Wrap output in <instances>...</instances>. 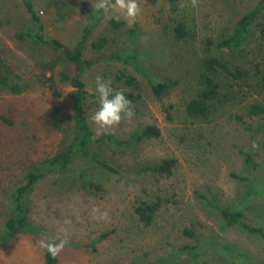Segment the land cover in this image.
<instances>
[{"label": "rangeland", "instance_id": "374dc122", "mask_svg": "<svg viewBox=\"0 0 264 264\" xmlns=\"http://www.w3.org/2000/svg\"><path fill=\"white\" fill-rule=\"evenodd\" d=\"M33 1L45 39L75 47L85 30L94 26L86 59L134 52L155 79H174L178 87L159 99L130 66L101 62L89 69L84 82L94 96L87 103V116L95 139L104 136L97 134L92 119L99 108L97 75L111 80L114 90L135 98L134 117L122 119L106 135L125 141L155 126L161 137L134 143L124 153L97 145L117 174L78 159L66 172L40 183L32 197L30 219L41 231L0 247V264H45L47 253L39 243L49 237L65 238L62 228L67 229L70 243L60 253V264H159L186 246L214 237L220 245L205 257L186 255L170 264H264V240L239 227L222 231L218 215L203 200L217 196L222 205L237 206L244 220L264 229V117L248 115L250 105L264 104V94L222 79L223 94L229 92L230 97L212 118L193 123L183 114L185 105L201 91L205 59L216 57L246 69L264 65V43L258 32L243 51L220 53L209 45L230 35L260 0H137L140 13L133 21L97 10V0ZM92 14L97 15L95 23ZM112 20L123 26L114 28ZM180 24L188 34L184 40L176 37ZM39 31L23 0H0V118L12 115L14 120L9 126L0 119V231L10 213L12 190L31 166L58 152L68 126L74 89L51 74L43 77L42 67L52 60L53 51L24 36ZM102 38L108 41L105 48L93 51L91 44ZM122 76L136 79L137 85L128 86ZM4 80L28 89L14 95ZM240 150L253 153L259 165L256 173L248 172ZM171 159L178 161L171 177L149 171ZM243 179L251 180L250 196ZM144 203L156 208L150 224L137 214ZM94 207L108 212L110 219L94 218ZM186 230H193L197 240Z\"/></svg>", "mask_w": 264, "mask_h": 264}, {"label": "trees", "instance_id": "16d2710c", "mask_svg": "<svg viewBox=\"0 0 264 264\" xmlns=\"http://www.w3.org/2000/svg\"><path fill=\"white\" fill-rule=\"evenodd\" d=\"M28 14L33 22L39 27V33H25L24 36L32 39L39 46L50 48L53 51V58L47 64L43 65V77L48 78L51 74L54 78H59L62 82L69 84L74 92L71 96L69 104V114L67 117V130L64 139L59 144L58 152L55 155L41 161L37 165L31 166L26 177L11 192V209L7 216L2 231H0V247L9 245L15 241L20 235L34 234L40 232L41 229L30 219L32 197L37 186L44 182L53 174L66 172L78 159L85 160L95 164L98 168L109 173H118L102 156L99 144L108 145L115 153H124L134 143H140L147 139L161 137V130L155 126H149L140 133L132 135L128 140H119L111 135H104L100 139L94 138V132L87 116V103L94 96L87 90L84 82L86 72L101 62H117L132 67L139 75L144 77L153 94L162 99L178 87V81L168 78L163 81L157 80L153 75L144 69L141 57L134 53H112L103 55L95 60L85 58V51L91 41L94 33V26L88 27L82 37V40L75 47L67 46L59 39L48 40L43 35V23L36 12L35 2L33 0H23ZM172 3H178L180 0H170ZM93 23L98 21L97 15L92 14ZM114 28L123 26L115 20L111 22ZM258 32L264 43V0H260L256 7L241 17L236 23L232 33L223 37L217 42H209L217 52H239L243 51L251 42L254 34ZM176 37L184 40L188 37L184 25L180 24L176 29ZM24 38V37H23ZM132 39L134 37L131 36ZM108 41L105 38L93 42L91 49L95 52L102 51ZM203 74L200 77L201 91L196 97L185 105L184 117L189 122L203 123L212 118L223 105L224 101L230 97V93L223 94L225 90L222 87L221 80L225 79L234 85H241L254 91L259 95L264 94V65L257 64L246 69L241 67H231L224 60L216 57L207 58L203 61ZM128 86H136L137 80L132 77L122 76ZM4 85L10 89L14 95L25 93L28 86L19 84H11L9 80L3 81ZM125 96L135 100L132 94L125 93ZM138 99V97H136ZM248 115L251 118L264 117V104L255 103L249 106ZM9 126L14 125L11 116L2 115L0 118ZM240 154L244 156L245 167L250 174L258 171L259 165L255 160V156L251 151L245 152L240 150ZM178 165L176 159L165 160L155 168L149 169L153 173L171 177ZM246 184L247 193L250 196L254 192L251 188V180L243 179ZM207 205L213 213L218 215L221 223L222 231L232 228H242L252 236H258L264 240V229L250 223L242 218L239 208L235 205H222L217 196L210 198L203 197ZM156 208L152 205L142 204L137 209V214L145 223H152L155 217ZM186 234L194 240L197 235L193 230H186ZM218 237L212 238L209 242L199 244L197 246H186L180 249L176 256L168 261H162L159 264H170L175 259L190 256L194 259L205 257L208 252L219 246ZM230 251L227 246L223 247ZM45 264H60V255L53 259L46 254Z\"/></svg>", "mask_w": 264, "mask_h": 264}, {"label": "clouds", "instance_id": "9594fccd", "mask_svg": "<svg viewBox=\"0 0 264 264\" xmlns=\"http://www.w3.org/2000/svg\"><path fill=\"white\" fill-rule=\"evenodd\" d=\"M96 9L104 13H116L115 19L121 16L133 21L139 15L140 9L137 0H97ZM95 93L98 94L99 108L94 113L92 119L98 127V135L109 134V130L119 125L122 119H132L135 110L132 108V101L121 91L114 90L111 80H105L103 76L97 75L95 78ZM94 218L108 221V212H101L100 208L92 209ZM65 238L49 237L39 243L47 254L53 259L59 257L63 249L70 243L66 238L67 229L60 230Z\"/></svg>", "mask_w": 264, "mask_h": 264}]
</instances>
